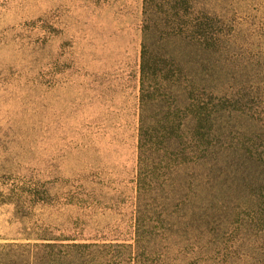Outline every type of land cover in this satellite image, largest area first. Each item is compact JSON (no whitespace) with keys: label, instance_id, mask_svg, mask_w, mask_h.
<instances>
[{"label":"trees","instance_id":"16d2710c","mask_svg":"<svg viewBox=\"0 0 264 264\" xmlns=\"http://www.w3.org/2000/svg\"><path fill=\"white\" fill-rule=\"evenodd\" d=\"M19 1L0 0V18ZM140 13L129 215L111 224L126 236L84 233L97 181L2 178L16 225L0 264H264V0H141ZM48 14L32 46L53 39Z\"/></svg>","mask_w":264,"mask_h":264},{"label":"rangeland","instance_id":"374dc122","mask_svg":"<svg viewBox=\"0 0 264 264\" xmlns=\"http://www.w3.org/2000/svg\"><path fill=\"white\" fill-rule=\"evenodd\" d=\"M140 5L20 0L0 18V179L99 182L86 189L91 198L83 205H90L78 208L92 226L85 234L107 224L109 235L127 234V226L118 232L111 224L129 215ZM44 10L47 28L55 20L48 33L53 39L32 46ZM65 211L57 223L75 218ZM15 219L9 205H0V236L14 233Z\"/></svg>","mask_w":264,"mask_h":264}]
</instances>
